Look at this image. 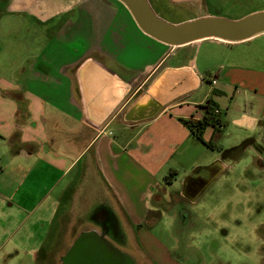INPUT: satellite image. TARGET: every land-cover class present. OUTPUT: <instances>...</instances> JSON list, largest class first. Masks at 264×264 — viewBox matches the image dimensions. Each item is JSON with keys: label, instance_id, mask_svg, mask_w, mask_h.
Here are the masks:
<instances>
[{"label": "crops", "instance_id": "0c3cea01", "mask_svg": "<svg viewBox=\"0 0 264 264\" xmlns=\"http://www.w3.org/2000/svg\"><path fill=\"white\" fill-rule=\"evenodd\" d=\"M146 2L172 25L264 11L227 17L211 0ZM207 99L223 125L198 139L186 121L201 119ZM245 156L264 169V31L175 46L145 32L121 0H0V264H61L91 230L134 264H184L157 249L153 228L177 199L198 205ZM74 210L90 227L66 233L57 254Z\"/></svg>", "mask_w": 264, "mask_h": 264}, {"label": "rangeland", "instance_id": "374dc122", "mask_svg": "<svg viewBox=\"0 0 264 264\" xmlns=\"http://www.w3.org/2000/svg\"><path fill=\"white\" fill-rule=\"evenodd\" d=\"M211 1L215 12L227 17L241 16L264 7V0ZM163 3L161 0L160 5ZM218 151L217 155L220 154ZM260 156H257V161ZM256 175L258 178L252 180ZM175 191L177 196L179 189ZM176 201L173 215L165 216L153 228L160 240L157 249H162L164 244L173 250L175 259L184 264H264L261 258L264 242L258 239V234L264 232V169L257 171L248 165L246 156L230 167L228 176L217 181L198 205H185L179 199ZM77 213L71 212L60 226L54 246L57 254L65 249L63 239L66 233L76 235L78 231L90 227L85 222L81 223ZM223 231H226L225 235H222ZM140 244L138 241L140 252H154H149ZM157 261L161 264V257ZM49 262L60 264V259H50Z\"/></svg>", "mask_w": 264, "mask_h": 264}, {"label": "water", "instance_id": "95a60500", "mask_svg": "<svg viewBox=\"0 0 264 264\" xmlns=\"http://www.w3.org/2000/svg\"><path fill=\"white\" fill-rule=\"evenodd\" d=\"M132 12L139 26L165 43L180 46L186 42L215 37L241 40L264 31V11L240 19L203 17L179 25L156 17L146 0H121ZM61 264H134L125 253L113 246L95 230L82 232L62 258Z\"/></svg>", "mask_w": 264, "mask_h": 264}, {"label": "trees", "instance_id": "16d2710c", "mask_svg": "<svg viewBox=\"0 0 264 264\" xmlns=\"http://www.w3.org/2000/svg\"><path fill=\"white\" fill-rule=\"evenodd\" d=\"M203 110V116L198 120L186 121L188 127L193 132V134L201 139L202 131L207 125H212L214 127L220 128L223 124L220 122V109L217 107L216 103L211 99H207L204 105H201ZM218 109L219 113H215L214 110Z\"/></svg>", "mask_w": 264, "mask_h": 264}, {"label": "built area", "instance_id": "2783aa9c", "mask_svg": "<svg viewBox=\"0 0 264 264\" xmlns=\"http://www.w3.org/2000/svg\"><path fill=\"white\" fill-rule=\"evenodd\" d=\"M214 82V81H213ZM214 112L217 114V113H219V110L218 109H215L214 110ZM222 126H220V128H221ZM0 172H1V169H0Z\"/></svg>", "mask_w": 264, "mask_h": 264}]
</instances>
